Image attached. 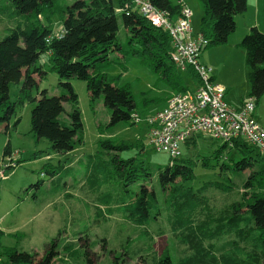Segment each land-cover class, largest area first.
Segmentation results:
<instances>
[{
    "label": "trees",
    "instance_id": "1",
    "mask_svg": "<svg viewBox=\"0 0 264 264\" xmlns=\"http://www.w3.org/2000/svg\"><path fill=\"white\" fill-rule=\"evenodd\" d=\"M150 1L171 16L177 17L181 11L182 5H175L171 0ZM202 1L204 13L196 34L208 39L204 50L226 44L237 29L236 16L248 10L249 0ZM118 7L122 10L117 11ZM0 16L8 17L14 24L0 39V111L5 113L0 115V121L18 116L15 126L18 125L20 106L34 102L32 132L48 139L56 152L68 153L76 143L84 141L79 99L70 82L73 77L86 82L91 101L103 95L111 111L110 126L121 121L138 123L134 117L138 103L130 86L118 85L116 77L103 69L110 63L113 52L126 50L156 70L173 89L166 101L173 93L195 89L200 83L193 67L181 70L173 62L170 33L154 25L132 0H75L72 4L59 0H0ZM120 16L129 32L125 45L118 36ZM55 19L61 23L59 35L54 31ZM240 45L249 65V95L258 103L264 95V31L252 26ZM42 54H47L50 70L58 73L61 84L69 88V96L49 95L46 89L40 92V97L32 94L38 82L35 74L47 73L43 64L38 63ZM183 73L191 83L185 82ZM68 98L74 106L66 118L62 114ZM200 135H194L184 146L196 145ZM147 140L101 138L98 144L108 157L89 154L79 159L82 166L77 170L73 166L66 168L79 171L99 203L106 206V213L99 208L98 215L107 218L121 213L127 222L140 228L145 242L152 239L156 224L163 217L172 234L195 250V255L189 257L193 259L192 264L198 260L210 264H264V157L257 146L240 137L233 144L223 142L203 155L202 165L214 170L219 168L223 177L206 182L198 189L187 185L195 178L194 155L170 157L167 166L159 171L163 191L160 199L149 183L139 184V189L132 187L140 180L148 182L153 175L144 156L146 146L150 145ZM132 151L128 156L122 155ZM11 153L8 141L4 155ZM11 167L14 166L8 165L6 169ZM44 167L54 180L58 173L55 165L48 162ZM110 173L119 180L120 190L110 185ZM239 180L244 186L242 201L230 208L213 210L211 190L234 191ZM55 193L52 190L51 197ZM65 195L70 197L68 192ZM50 250L37 263L24 253L12 251L6 264H54L55 250L53 247ZM85 264L95 262L87 258ZM158 264H174L167 248Z\"/></svg>",
    "mask_w": 264,
    "mask_h": 264
},
{
    "label": "rangeland",
    "instance_id": "2",
    "mask_svg": "<svg viewBox=\"0 0 264 264\" xmlns=\"http://www.w3.org/2000/svg\"><path fill=\"white\" fill-rule=\"evenodd\" d=\"M59 1L72 4L75 0ZM171 1L175 5L181 4L180 0ZM186 1V5L192 10L191 27H195L196 22L198 25L201 23L204 3L202 0ZM243 16L239 15L238 20L243 21ZM250 19H255L253 12L247 15V20ZM13 25L8 17L0 16V39L5 35L6 29ZM53 27L55 34L59 35L62 27L57 19ZM241 29L240 21L238 32ZM261 29L264 31V17L261 20ZM118 36L120 42L125 45L129 32L121 16ZM214 49L219 50L215 63L220 65L222 74L235 85L237 97L250 98L249 65L244 48L241 45H233L231 40L230 45L212 46L206 50L212 52ZM110 59V63L103 69L116 77L115 81L118 85L130 86L138 103L137 114L145 118L164 105L173 89L159 77L156 70L139 56L126 50L111 53ZM38 63L43 64V70L47 73H36L38 82L33 87L32 94L40 97V92L46 89L49 95L69 96L70 90L61 84L59 74L50 70L47 54H42ZM183 77L186 83H191L185 73ZM70 82L78 95L84 123V141L76 143L73 151L56 152L51 149L48 139L38 137L32 132L31 111L34 102L28 101L20 106L18 125L15 126L18 116H13L9 121H0V164L6 170L5 177L0 179V264L10 262L12 251L24 253L37 263L51 251L52 247L55 250L54 264H85L87 258L93 259L95 264H158L166 248L174 264H192L193 259L189 257L195 255V250L172 234L163 217L158 220L152 239L145 242L140 228L127 222L121 213L116 212L107 218L98 215L99 208L106 213V206L99 203L96 194L89 188L90 184L88 185L80 172L76 171L82 166L78 162L79 159L89 154L108 157L106 150L98 144L101 138L148 142L147 124L143 120L137 124L121 121L110 126L111 111L105 104L103 95L91 101L85 81L73 77ZM64 106L65 112L62 116L68 118V112L74 106L73 100L66 99ZM256 111L264 121V95L257 103ZM4 114L0 111L1 116ZM199 135L196 145L191 144L189 148L186 146L182 148L183 156L194 155L195 178L188 181L187 185L196 189L206 182L223 177L219 168L214 170L202 165V156L211 153L217 145L223 143V140L211 137L207 132ZM8 141L11 143L12 153L4 155ZM133 152H124L122 155L125 157ZM144 156L151 165L153 175L151 180H147L148 182L140 180L132 187L139 189V184L149 183V187L156 191L160 199H163L159 171L167 166L170 156L167 152L156 150L149 144L146 146ZM48 162L53 163L54 170L58 172L54 180L52 174L45 172L44 166ZM8 165L14 167L6 169ZM69 166H73L76 170H66ZM229 173H233V170ZM109 175L110 185L120 190L119 180L113 178V174ZM39 181H41L40 185ZM243 188V183L239 180L234 191L223 192L212 189L211 207L217 211L241 202ZM52 190L56 191L54 197H51ZM66 192L70 197L65 195ZM119 203L120 201L115 202V205L118 206ZM160 230H162L161 234H158ZM206 263L198 260L196 264Z\"/></svg>",
    "mask_w": 264,
    "mask_h": 264
},
{
    "label": "built area",
    "instance_id": "3",
    "mask_svg": "<svg viewBox=\"0 0 264 264\" xmlns=\"http://www.w3.org/2000/svg\"><path fill=\"white\" fill-rule=\"evenodd\" d=\"M132 1L154 25L170 33L171 58L176 66L181 70L193 67L200 80L195 89L173 93L167 104L155 113L145 118L135 113L136 121L143 120L149 126L150 145L177 158L190 138L207 132L229 144L241 137L257 146L264 157V127L254 115L257 101L250 96L240 107L228 103L226 88L214 79L213 67L200 60L209 41L203 35L193 33L189 7L181 3V11L175 17L158 9L150 0ZM121 10L122 7L117 8V11ZM5 175L6 170L0 164V179Z\"/></svg>",
    "mask_w": 264,
    "mask_h": 264
},
{
    "label": "crops",
    "instance_id": "4",
    "mask_svg": "<svg viewBox=\"0 0 264 264\" xmlns=\"http://www.w3.org/2000/svg\"><path fill=\"white\" fill-rule=\"evenodd\" d=\"M180 3H183L185 5L187 3V1L186 0H180ZM252 12L255 15V19L247 20V15L249 13H252ZM242 15H244L242 18L244 20L243 21L240 20L242 23V29L240 30V32H238L240 21L238 20L239 15H237L236 16L237 29L234 33H232V35H230L228 42L225 45H230L231 40H232L233 45L234 44L240 45L239 42L241 41V39H243L245 34L250 30L251 26H258L261 29V20H263V17H264V0H252V1L249 0L248 1V10ZM195 27L192 26L194 34L199 32L200 24L198 25L196 22ZM205 50H204L203 54H201V57L203 56L201 58V61L215 67L214 68V79L217 82L218 81L221 82V84L226 88V99H227L228 103L233 107H240L243 104L245 97H243L242 99H240V97H237V93H235V91H236L235 85H233L222 74V70H221L220 65L215 63V57L217 56V53L219 52V50L214 49L212 52L209 50H206V51ZM35 76H36V74H35ZM166 104H167V101L164 102V105L161 108H163ZM256 108H257V106H256ZM158 110L159 109H157L156 111H158ZM156 111H154L153 113H155ZM153 113H151V114H153ZM151 114H148V116ZM254 115L257 118V120L259 121V123L264 127V121L258 115L256 110L254 112ZM147 129H148V127H147Z\"/></svg>",
    "mask_w": 264,
    "mask_h": 264
}]
</instances>
